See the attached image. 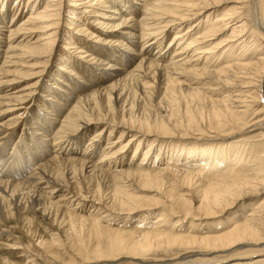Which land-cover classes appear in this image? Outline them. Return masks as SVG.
<instances>
[{
  "label": "bare ground",
  "instance_id": "6f19581e",
  "mask_svg": "<svg viewBox=\"0 0 264 264\" xmlns=\"http://www.w3.org/2000/svg\"><path fill=\"white\" fill-rule=\"evenodd\" d=\"M30 2L31 0H28L26 3L27 7ZM39 2L33 0L31 5L39 4ZM227 3L233 4V8L228 9V11L216 10L213 12V9ZM244 4L249 7L248 18L241 13L244 10ZM80 6L89 9L97 7L99 11H107V14L87 10L83 12L90 19L91 22L89 23L92 24V27L111 32L117 31L119 28L126 30L117 35L119 38L110 37L112 39L107 41L98 38L96 45L94 44L89 48L78 40H76L77 43L73 42L74 44L68 43L69 40L75 41L70 36L66 39L67 50L75 49L77 55L74 56L84 63L68 60L67 57L62 59L61 62H64V65L60 69L64 77L60 78H63L64 82L59 83L69 90V93L63 87L59 88L55 85L52 86V89L49 86L46 87L47 90L43 91L42 98L44 105L48 104V107L44 108L40 105L39 109L42 108L43 113L46 112L48 115L54 114L55 118L60 115L61 111L67 114L62 121L58 122L56 128L53 125H48L46 129L42 130L39 129V126L32 128V136H38L36 141L39 140L46 151H43L44 155L39 156L38 162L25 177L21 178L22 169L26 168L29 163L25 157H30L29 152L32 153V151H29L27 156L14 152L6 159L0 160V208L8 204L6 208L10 214L11 211H18L22 205L28 203L41 215L61 211L63 214L76 217V219H82V222H88L86 219L73 215L70 210L76 211L82 208L81 204L84 202L80 199L81 197L70 201L71 198L64 195H62L64 197L58 198L59 192L52 190L53 185L56 184L55 181L61 178V175L51 167L53 164H59L65 169L66 178L71 180L81 173L92 180L102 178L108 183L119 185L115 187L116 192L125 195H120L117 197L119 199L116 198L110 203V207L113 202L119 205V209L115 213L132 215L149 212L163 206L162 213L152 225L154 227L152 232L144 233L138 240L134 241L126 237L131 236V233L115 231V238L107 239L105 252L94 248L89 252H83V254L75 253L80 264L116 263L121 259H129L143 264H181L180 262L187 258L185 255L161 260L148 258L152 251L168 250V248L175 246L198 247L200 250L193 252V257L194 255H201L209 258L219 255L220 257L217 256L221 259L219 261H228L234 253L245 250L247 254L249 252H263L264 248L262 250L255 248L264 247V135L261 138L263 150L259 148L261 152L257 150L258 148L256 150L249 148L246 151L242 148L243 150H241V145L233 142L224 147L216 146L215 150H211L210 153L206 152L208 148L199 150L195 146L186 145V143L179 145L181 152H178V149L176 151L173 149L175 152L171 154V158L177 159L183 153H188L190 161L184 166L193 167L198 174L204 172L208 174L202 184L198 181L200 177L196 176L197 180L192 176L191 178L190 175H194L191 173L189 177H182L176 173H179L177 170H167L157 174L145 171L146 169L144 170L142 167L143 163L153 157L156 150L153 146L158 143V140L178 138L181 141H188L190 138L164 134L165 128L162 127V122L158 125L160 127L155 126L158 127V131H152L149 126V128L146 127L150 123H142L139 130L136 131L137 127L133 130V127L122 126L126 122H122V125L118 126L114 123L117 116L116 113H113V107L118 103L124 106L129 104V110L132 112L134 109L132 98L135 95L142 96V98L148 97L151 94L152 85H157L164 92V97L169 94L174 96L172 91L181 90L185 87L188 92H191L193 102L201 100L197 103L208 102L210 104L212 109L210 115L216 122L215 130L220 131L226 126H230V128L232 127L231 132H233H229L230 134L243 132L241 130L243 124H239L241 121L243 122V114L237 112L239 111L238 106L243 103L241 100L245 99L242 98L244 96L242 94L250 91L253 87H257L259 88L256 94L258 95L257 99L264 100V53L260 55L263 57H258V59L253 56L258 50V48L254 49L258 43L255 34L256 29H259L261 36L264 35V0H48L42 12H38L36 7V9L34 7L29 8L27 11L29 17L26 21H22V27L13 26V24L7 27L8 37L6 41L1 36L3 29H6L3 25H5L9 13L0 12L2 14L0 25L3 28H0V60H2L0 76L8 75L3 70L4 67L17 65L10 63L9 60L16 58L18 55L16 52L23 47L27 50L28 57H46L50 61L56 55L54 47L58 34V31H52L56 30L57 25L61 22L63 7H72L78 11ZM52 19H57V22L43 28L39 27L41 23L51 22ZM70 19L77 20L74 16H70ZM14 20L15 16L12 18V23ZM188 23L190 24L187 26ZM246 23H251L255 29L251 32L255 36L248 37L251 41H248V38L245 39L248 35ZM229 30L231 32L227 35ZM82 32L87 33L90 39L94 37L86 30H82ZM168 37L170 41L167 47H164ZM124 41L127 43L123 45ZM42 42L48 43L43 44L41 48ZM11 43L12 45H10ZM79 43L84 46L79 45ZM101 44L106 47L103 48ZM5 46L6 50L4 51L3 47ZM85 47L89 51H86ZM236 50L240 52L237 54ZM261 50L263 52L264 47H261ZM94 51H98V53ZM23 57L26 58L27 56ZM82 68H86L90 72V78H87V75L86 77L81 75L82 70L80 69ZM237 80H244L245 83L242 86L232 84ZM53 81L61 80L54 78ZM8 84L11 83L0 78V109L7 108L1 113L18 111L23 109V106L34 104L35 91L1 90L3 86ZM70 86L75 89L72 90ZM53 89L58 90L60 95H67L68 98H61L59 93L53 92ZM49 91L51 94L47 98L45 93H49ZM247 99L249 98L247 97ZM253 99L255 105L260 103L254 102ZM69 100H73V106L70 105ZM245 102L247 103V101ZM103 105L108 106L111 110L106 116L101 115L102 110H104ZM243 107L247 108V106ZM262 111H264V105L257 115H261ZM194 118L195 116L189 118V124L195 122ZM22 120V116L17 115L10 119L12 123L10 126H5L0 121V148L9 138L8 133L20 127ZM125 120L123 119V121ZM129 121L134 123L133 118H129ZM34 124L37 126V122ZM263 124L264 120H261L254 125L262 126ZM97 126L101 128L95 132L93 143L83 145V138L91 131L90 128H97ZM49 132L52 133L49 134ZM106 132L109 133L108 136L103 137ZM116 132H120L119 138L112 142L110 138ZM132 132L134 135L126 143L125 137H128ZM224 137L225 135H222L220 138ZM153 138L156 140L151 141V148L144 152L145 160H142L141 167L135 171H127L126 174L122 172L116 174L117 176L114 175L117 170H114L115 167L117 168L116 165L118 162L123 164L131 147L135 145L136 153H142V144ZM104 140L108 142L109 146L105 145L107 148L102 146ZM83 146L81 151L80 148ZM34 147L37 149L36 144ZM199 154L202 157L201 160L196 158ZM35 156L38 157L37 152ZM19 157L24 158L19 159V161L24 160V162L17 163ZM47 157L49 159L45 160ZM96 157L98 158L95 161L94 158ZM253 158L255 159L254 162ZM73 165H77L79 168L73 169ZM169 173L173 174L174 181H180L178 188L180 187L181 192H184L183 195H176L177 199H173V195H168L166 191H163L166 196L165 194L161 196L170 202L171 205L169 206L158 199L147 197L144 198L147 206H144L139 197H131L126 194L124 189L126 184L120 181L121 177L126 178L128 183L131 182L130 178L138 179L139 182H142L141 191L159 195L162 194V187L165 185V175ZM195 174L197 175V173ZM186 176L188 175L186 174ZM192 195L195 196L196 200L193 207L191 202L186 199ZM254 198H259V200L247 214L234 222L229 221L230 225L226 226L225 230L222 229L221 231L219 228L212 231L214 233L202 234L204 236L194 235L195 231L193 234L189 232L188 235L179 234L182 225L180 221L215 219L218 214H225L231 205L244 199L252 200ZM69 201L74 203L76 207L71 208V204L69 208L63 207ZM192 211L198 215L193 216ZM109 212L114 213L113 210ZM109 215L104 213L101 220H92L91 224H89L90 222L88 224L91 228H101V221L108 219ZM172 219H179V221L174 223L173 228H169L168 223ZM145 222L143 224H146ZM59 243V240H53L50 245L54 247ZM41 247L43 246L41 245ZM49 254L55 258L54 254ZM212 262L214 261L212 260ZM191 264L208 263L198 260Z\"/></svg>",
  "mask_w": 264,
  "mask_h": 264
},
{
  "label": "rangeland",
  "instance_id": "374dc122",
  "mask_svg": "<svg viewBox=\"0 0 264 264\" xmlns=\"http://www.w3.org/2000/svg\"><path fill=\"white\" fill-rule=\"evenodd\" d=\"M20 1L21 0H0V12L9 13V16L5 20V25H3L6 29H3L2 26L0 25V28L3 29V33H2L3 35L1 37L3 38L4 41H6L8 37L6 32L7 27H10L11 24H13V26L16 25L17 27L18 26L22 27L23 24L22 21L24 20L26 21V19L29 17L27 12L29 8L36 7L38 9V12H42V10H44V8L46 7L48 0H38L40 1L39 4L37 3L38 5L37 4L31 5V2L33 1L31 0L28 7L26 6L28 0H24V1L22 0L21 2ZM3 2L5 5L3 4ZM92 3L94 4V2ZM243 7L244 10L241 13L244 17L248 18L249 7L247 4H244ZM232 8H233V4L227 3L213 9V12L216 10L228 11V9L230 10ZM86 10L92 12H100L101 14H107L106 13L107 11H103V12L99 11L97 7L96 8L92 7L89 9V8H82V6H80V9L78 11H76L72 7H63V11H62L63 16L60 19L61 22L60 23L58 22L59 25H57V29L52 31V32L58 31L55 42L56 45L54 47L56 55L53 56L50 61H48V58L46 57L31 58L28 57L27 50L23 49L24 47L21 46L23 48H20L21 50L16 52L18 54L16 58H14L13 60H9L10 63H16L17 65L15 67L3 68V70L6 71L8 75L0 76V78H2L3 81H7L11 84L3 86L1 90L7 91L9 89H15L14 91H18V90L35 91V95L33 97V99L35 100L34 104L32 103L28 106H23L24 108L21 110L8 112L6 114L1 113V111L6 110L7 108L0 109V121L1 124H4L5 126H10L12 124L10 119H12L17 115H20L23 118L22 120L23 122L20 125V127L11 130V132L8 133L9 138L2 144V147L0 148V160L6 159L7 157L10 156L11 153L14 152L20 153L23 156H27L28 152L32 151V153L29 152L30 157H25L29 161V163L26 168L22 169L23 172L21 178L25 177L28 174L29 170L38 162L39 156L41 154L43 156L44 155L43 151H46L44 149V145L40 144L41 142L39 140L36 141V138H38V136H32V128L35 127L38 128L39 126V129L42 130L44 128L46 129L48 125H53L56 128L58 122L62 121L64 116L67 114L64 111H61L60 115L58 116L59 118L58 117L55 118L54 114L48 115V113L46 112L43 113L44 110L42 108L39 109L40 105L41 107L44 106V108L48 107V104L44 105L43 103L44 102V99L42 98L43 91L47 90L46 87L48 86L49 88L51 87V89L53 85L58 86L59 88L63 87V85L59 82L63 81V78L60 77H64V74H62V71L60 69V67L64 65V62H61L64 57H67L68 60H74L75 62L81 64L84 63V61L82 62V60H79L75 57L77 55L76 54L77 51H75V49L67 50L66 39L70 36L75 41L71 42V40H69L68 43L70 44H72L73 42L77 43L76 40H78L86 44V47L89 48L91 46H94V44L96 45V41L98 38L104 41L112 39L110 37L119 38V36L117 35L119 33H122L124 30H126L125 28H119L117 31L111 32V31H102L100 30V28L96 29L97 27L96 28L92 27L91 26L92 24L90 25L89 23L91 22L90 19H88L87 16L83 14V12ZM74 13L75 15H72ZM0 16H2V14H0ZM14 16L16 21L14 20V23H12V18ZM70 16H74L75 19H77L78 21L70 19ZM56 20L57 19H52L51 22L41 23L39 27L43 28L44 26H49L53 23H56L57 22ZM100 20L104 21L102 19ZM190 23H188L187 26ZM246 25H247L246 30L248 31L247 33L248 35L245 37V39L251 37V35H253L251 32L255 31L251 23H246ZM82 30L88 31V33L94 35V37L90 39V36H88L87 33H83ZM230 32L231 30L227 31L226 34L228 35L230 34ZM255 32H256L255 34L257 35L256 38L258 39V43L256 46H254L255 47L254 49L258 48L259 51L257 50L253 56L258 59V57L259 58L263 57L260 55L264 53V50L263 52L261 50V47H264V35L262 36L260 35L259 29H256ZM168 35L170 36L171 34L169 33ZM220 40H222V38H220ZM169 41L170 38L168 37L164 47H167ZM248 41L251 40L248 38ZM46 43L48 42H42L40 44L41 45L40 47L42 48V45ZM126 43L127 42L124 41L123 45ZM10 45H12V43ZM79 45H81V43H79ZM86 47L85 50L87 49L86 51H89L88 48ZM102 47L104 48L106 46L102 45ZM3 50L4 51L6 50V46L3 47ZM236 51L237 54L238 52H240L239 50ZM95 53H98V51H96ZM170 55L171 53L169 54V56ZM23 56H27V57L24 58ZM1 63L2 60H0V67L2 66ZM93 68L95 69V67ZM83 69L86 71H84ZM80 70H82L81 75H85V77L87 75V78H90V72L86 68H82ZM42 72L43 74L41 75ZM54 78L60 79L61 81H53ZM244 83H245L244 80H237L232 84H235L237 86H242ZM70 87L72 88V90L75 89L73 86ZM63 89H65V91L69 93V90H67L65 87H63ZM150 91L151 94L148 97L142 98V96L138 97L139 95L138 96L135 95L134 97L135 99L132 98V101L134 102V109H133L134 112L133 111L130 112L129 110L130 106L128 107L129 104L127 106H124L120 103H118L117 105L115 104V106L113 107V111H114L113 113L114 114L116 113L117 118L114 120V123L118 124L119 126L122 125V122L124 123L126 122L122 126H127L129 128L133 127V130L137 127L135 131L139 130L140 128L139 126H142V123L143 124L150 123L151 126L147 125L146 127L149 126L151 128L150 130L152 131H158L157 129L158 127H160L158 125H160V122H162L161 123L163 125L162 127L165 128L164 134L174 135L181 138H190V139L188 141L186 140L181 141L178 138H174V139L162 138L158 140V143L155 146H153L156 149L154 151L153 157L149 160H146L145 163H143L142 167L144 168V170L146 169L145 171L157 174L160 172L163 173L164 171L166 172L167 170L169 171L177 170L179 171V173L178 172L176 173L179 176L182 175V177L184 176L189 177L191 173L194 174L195 176L190 175V177L192 176L196 180L200 177L198 181L202 182L203 184V180L208 175L206 172L202 174H198V172L194 171L193 167L184 166L185 163L187 164V162L190 161V156L188 153L186 154L182 152L183 154L177 159L174 157L171 158V154L174 153L177 149L178 152H181L179 149V145H182V143L184 144L186 143V145H190L192 147L195 146L199 150L203 148H208V150L206 151L208 153H210L211 150L212 151L215 150L216 146L224 147L226 146V144H229L230 142H233L234 144L237 145H241V147L240 146L239 147L241 148V150L245 149L244 151H246L249 148L253 150H256L258 148L257 150L260 152L261 150H263V148L261 147L263 144L261 138H263L264 135V124L262 126L254 125L256 122L264 120V111H262L263 113L261 115H257L264 105L263 99H259V100L257 99L258 95L256 94L257 91H259V88L253 87L250 89V91H247L246 93L242 94L244 95L242 96V98L245 99L241 100V102H243L241 103V105L239 106L237 105L238 106L237 109L239 110L237 112H242L243 114V122L241 121L242 123L241 122L239 123L241 125L243 124V126L241 127V130H243V132L239 131V132H235L234 134H230L233 133L231 132L232 127L230 128V126H226L224 129L220 130L221 132L215 130L216 122L211 118L210 114L212 112V109L210 104L208 102L197 103V101H201V100H197L193 102V99L191 98V92H188V90L185 87H183L181 90L172 91L171 93L174 94V96H171L169 94L166 97H164L163 94L164 92H162L157 85L154 86L152 85ZM53 92L59 93L58 90L56 89H53ZM50 94H51L50 91L49 93H45L46 97L47 96L49 97ZM59 96L63 99L68 98L67 95H63V94L60 95V93ZM247 97L249 99H247ZM252 99L254 100V102L257 101L260 103L255 105ZM245 101H247V103ZM69 103L72 106L74 104L73 100L71 101L69 100ZM243 106H247V108ZM102 108L104 109L102 110L103 112L101 114L103 116H106L108 112H111L108 106L103 105ZM191 116H195L194 118L195 122L193 124H189V118ZM122 118L126 120L123 121ZM129 118L134 119L133 124L129 121ZM34 122H37V126L36 124H34ZM156 125L158 126L157 128L155 127ZM167 127L168 129H166ZM100 128L101 127L99 126H97V128L95 127L90 128L91 131L88 132L87 135H85V137L83 138V145L86 143H93L94 141L93 137L96 135L95 132ZM51 133L52 132H49V134ZM108 134L109 133L107 132L104 133L103 137L105 136L107 137ZM119 135L120 132H116L113 136H111L110 138L112 139L111 141L112 142L117 141ZM132 135H134L133 132L130 133L128 137H125L126 143L128 142L127 140L130 139ZM187 135L188 137H186ZM222 135H225V137L220 138ZM39 138L41 137L39 136ZM154 140L156 139L155 138L151 140L148 139L147 143L142 144L143 146L142 153H136L135 145L131 147V149H129V152L126 154L127 156L124 160L125 163L123 162V164L121 163L122 164L121 165L120 162H118V164L116 165L117 168L115 167L114 170L116 169L117 170L114 175L122 172H125L126 174L127 171L128 172L132 170L135 171L138 169V167H141L140 166L141 162L145 160V158L143 157L144 152H146L148 148H151L150 143L151 141ZM34 144L37 145V149L34 147ZM102 144H103L102 145L103 148H107L106 146H109L108 142H105V140ZM83 148L84 146L81 147L80 150L82 151ZM161 148L162 150H160ZM259 148L261 150H259ZM173 149L175 151H173ZM36 152L38 154V157L35 156ZM139 155L140 157H138ZM20 158L24 159L22 157H19L17 160L18 162L16 161L17 163L24 162V160L19 161ZM97 158L98 157L94 158V160L96 161ZM196 158L199 160L202 159L200 154L197 155ZM48 159L49 157H47L45 160ZM160 159L162 161H159ZM254 161L255 159L253 158V162ZM16 162L14 163V165L16 164ZM51 168H53L54 171L58 172V174L61 175V178L57 179L55 181L56 184L53 185L52 187L53 191L59 192L57 194L58 198L60 197L62 198L66 196L68 198H71L70 201H72V199L75 200L76 198L78 199L79 197H81L80 199H82L84 202L81 204L82 208L80 210L77 209L76 211H73L72 209H70L71 213L73 212V215L86 219L88 222H90L89 224H91L92 220H97V219L101 220L104 213L110 214L109 215L110 217L106 220L104 219L101 221L102 224L101 228H97V227L91 228L88 222H82V219H78V218L76 219V217H72L69 214L68 215L63 214L61 211L53 212L50 213L49 215L48 214L41 215L37 213L28 203L22 205L21 209H19L18 211H11V213L8 214V209L6 208L8 207V204H5L2 208H0V264H75V263L80 264V261L75 257V253L83 254V252H89L94 248L101 249L103 252H105L107 250V244H106L107 239L108 238L110 239L111 237L115 238L114 236L115 231H120L122 233H131V236H126L127 239L136 241L139 239V237L142 234L153 231L154 227L152 225H154L156 218H158L159 214L162 213L163 211L162 210L163 206H162L159 209L151 210L149 212L147 211V212L132 214V215H121L115 213L119 209V205L113 202L110 207V203L112 202V200L116 199L117 197H120V195H125L124 193L116 192L115 187L119 185H117L116 183L115 184L108 183L102 178L97 180H92L88 178L87 175L81 173L77 174V177L71 180L70 178H66L67 177V175L65 174L66 171H64L65 169L60 167L59 164H53ZM74 168L78 169L79 167L77 165H73V169ZM195 173H197V175ZM171 174L172 173L165 175V180H164L165 185H163L162 187V194L159 195L155 193H146L144 191H141L142 182L141 181L139 182L138 179L130 178L131 182L128 183L126 178L124 179V177H121L120 181L123 184L124 183L126 184V187H124L126 194L130 195L131 197H139L140 201H142V204L144 206H147V202L144 199L145 197L158 199L160 202L163 203L165 202L164 204H166V206L167 205L169 206L171 205L170 202L166 201L164 196H161L165 194L163 193V191L164 192L166 191L168 195H173V199H177L176 195L184 194V192H181L180 187L178 188L180 181L179 180L174 181L173 174L172 175ZM186 174L188 176H186ZM196 176L198 178H196ZM186 199H188L191 202L192 207L195 205L196 200L194 195H192L191 197H186ZM258 200L259 198H254L252 200L250 199L241 200L235 203L234 205H231L230 209L225 214L223 215L218 214L217 218L215 219L205 220V221H191V220H186L182 222L180 221V224L182 225L179 229L180 230L179 234L188 235L189 232H192L191 234H193L195 231L194 235L204 236L202 234L206 235L208 233H211L212 231L218 230L219 228H221L220 229L221 231L222 229L225 230V227L230 225L229 221L234 222L235 220L239 219L241 216L246 215L247 212L250 210V208L253 205H255V203ZM70 201L68 202L67 205H63V207L69 208L71 204L72 206L71 208H75L76 207L75 204L70 203ZM97 210H101V211L98 212ZM110 210H113L114 213H110L109 212ZM191 214L193 216L198 215V213H194L193 211L191 212ZM109 220L112 221L110 222ZM144 221H146L145 222L146 224H143ZM177 221H179V219H172V221L168 223L169 228H173L174 223ZM53 240H59L60 243L54 247H51L50 244L53 242ZM41 245L43 247H41ZM263 248L264 247L259 246L258 248L255 249L262 250ZM191 250H192V256H191ZM199 250L200 249H198V247L175 246L172 248H168V250L159 249L158 252L152 251L153 253L151 252L148 258L151 260H154L155 258L156 259L158 258L157 260H161L164 258L171 259L176 257L177 255H185L187 258H185V260H182V262H180L181 264H191L192 262L198 260H201L208 264H264V251L254 252V253L249 252L247 254L245 253L246 251L245 250L243 252L234 253L233 257H231L230 260L228 261H219L220 259L219 255H216V257L213 256L209 258L208 257L205 258L201 255H197V256L194 255L193 257V252ZM49 253L54 254L55 258L53 257V255ZM212 260L214 262H212ZM97 264H143V263L137 261H131L129 259H121L116 261V263L107 262V263H97Z\"/></svg>",
  "mask_w": 264,
  "mask_h": 264
}]
</instances>
